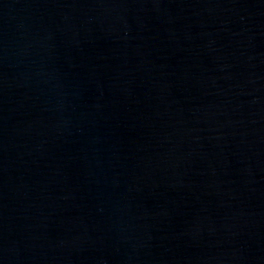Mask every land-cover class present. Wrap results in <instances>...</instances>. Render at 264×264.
Instances as JSON below:
<instances>
[{
    "label": "water",
    "instance_id": "95a60500",
    "mask_svg": "<svg viewBox=\"0 0 264 264\" xmlns=\"http://www.w3.org/2000/svg\"><path fill=\"white\" fill-rule=\"evenodd\" d=\"M0 264H264V0H0Z\"/></svg>",
    "mask_w": 264,
    "mask_h": 264
}]
</instances>
